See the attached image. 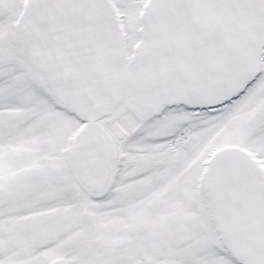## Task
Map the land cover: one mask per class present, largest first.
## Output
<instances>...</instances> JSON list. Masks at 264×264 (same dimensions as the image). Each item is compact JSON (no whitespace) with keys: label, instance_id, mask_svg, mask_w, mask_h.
<instances>
[{"label":"snow or ice","instance_id":"snow-or-ice-1","mask_svg":"<svg viewBox=\"0 0 264 264\" xmlns=\"http://www.w3.org/2000/svg\"><path fill=\"white\" fill-rule=\"evenodd\" d=\"M0 264H264V0H0Z\"/></svg>","mask_w":264,"mask_h":264}]
</instances>
